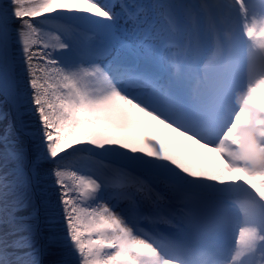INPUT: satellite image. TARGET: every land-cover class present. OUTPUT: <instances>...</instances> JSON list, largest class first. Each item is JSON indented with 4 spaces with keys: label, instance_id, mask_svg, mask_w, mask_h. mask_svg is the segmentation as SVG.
<instances>
[{
    "label": "snow or ice",
    "instance_id": "snow-or-ice-1",
    "mask_svg": "<svg viewBox=\"0 0 264 264\" xmlns=\"http://www.w3.org/2000/svg\"><path fill=\"white\" fill-rule=\"evenodd\" d=\"M0 96V264H264V0H8Z\"/></svg>",
    "mask_w": 264,
    "mask_h": 264
},
{
    "label": "bare ground",
    "instance_id": "bare-ground-1",
    "mask_svg": "<svg viewBox=\"0 0 264 264\" xmlns=\"http://www.w3.org/2000/svg\"><path fill=\"white\" fill-rule=\"evenodd\" d=\"M250 3V2H249ZM254 8L253 5H250ZM59 24L57 21H52L49 24L41 25L43 31L46 33L45 39L49 41H54L55 37L60 35L61 38H65L59 31L55 30V25ZM4 101L3 97L0 96V102ZM158 102L167 108L168 110L172 109V105L163 97L158 98ZM7 107L9 108L8 104ZM26 123L31 127L35 128V117L29 116L26 118ZM145 134L155 135L158 138L164 139L166 142L169 137L164 136L159 132L155 127L148 130V132H137L136 135L138 138H142ZM173 147L176 149L175 154L178 158H186L190 160L195 166L200 169H216L218 168V162L213 159V154L206 153L204 150L199 149L197 146L190 145L188 142L176 141ZM69 151H72L69 149ZM56 219L59 221L58 209L56 210Z\"/></svg>",
    "mask_w": 264,
    "mask_h": 264
},
{
    "label": "rangeland",
    "instance_id": "rangeland-1",
    "mask_svg": "<svg viewBox=\"0 0 264 264\" xmlns=\"http://www.w3.org/2000/svg\"><path fill=\"white\" fill-rule=\"evenodd\" d=\"M6 4H8V0H0V5H6ZM37 19L43 20L44 17H39ZM61 22L63 23V21H61ZM85 27L87 28V26H85ZM77 32L82 34V31L79 28L77 29ZM5 110H8L7 104L4 101H2V102H0V111H5ZM69 168H70V170L84 171V169L81 168L80 164L77 163V160L74 158H70ZM119 206L120 205H118L117 207H119Z\"/></svg>",
    "mask_w": 264,
    "mask_h": 264
}]
</instances>
